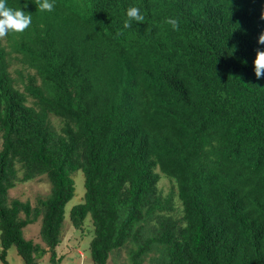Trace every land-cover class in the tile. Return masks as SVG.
<instances>
[{"label": "trees", "instance_id": "1", "mask_svg": "<svg viewBox=\"0 0 264 264\" xmlns=\"http://www.w3.org/2000/svg\"><path fill=\"white\" fill-rule=\"evenodd\" d=\"M146 1L144 22L89 30L84 44L71 36L84 17L76 0H54L42 27L12 36L10 48L36 71L14 80L0 61L3 264L12 246L24 264L47 252L60 261L55 248L68 231L66 206L78 182L84 196L70 220L81 228L91 217L93 264H110L112 254L115 264H264V76L254 72L255 50L264 49L260 2L232 3L235 21L190 39L180 28L207 0ZM199 132L201 146L188 145ZM248 138L231 161L223 159L226 140ZM208 144L199 168L195 155ZM117 150L119 164L101 162ZM158 164L177 180L181 217L158 207ZM38 177L48 182L44 196L10 198L19 183ZM37 222L46 246L24 236ZM127 243L134 248L121 256Z\"/></svg>", "mask_w": 264, "mask_h": 264}, {"label": "clouds", "instance_id": "2", "mask_svg": "<svg viewBox=\"0 0 264 264\" xmlns=\"http://www.w3.org/2000/svg\"><path fill=\"white\" fill-rule=\"evenodd\" d=\"M80 12L83 13L84 17L82 20L75 24L76 27L71 32V36L74 38L81 37L82 43L84 44V36L87 39L89 36V30H92L95 35L97 34H107L105 26L112 30H120L122 27L129 28L132 24L136 22H144V16L141 14L146 7H150V2L146 0H76ZM244 0H207L205 9L198 10L193 13L189 18L186 25H184L182 30H184L188 37L191 39L195 32L198 34H203L204 36L214 31L220 24V22H233L235 21V9L232 6V3L241 2ZM254 2H260L259 4V25L257 30H264V25L261 22H264V0H251ZM21 6V8H18ZM54 0H31L30 3H26L23 0H20L18 3H14L10 0H0V61L1 65L9 67L14 76V80L20 76H25L32 74L36 70L33 68L27 67V61L22 52H14V48H10L12 43V36L14 33H21L27 30L31 24L35 26L42 27L43 21L45 19L44 11L51 12L54 9ZM167 23L172 25L174 30L179 29V24L176 19L168 18ZM39 34L44 36V31L37 30ZM120 33H117L119 35ZM258 44L264 45V31L258 36ZM78 44L74 41H69L68 45L75 46ZM5 49V53L1 52L2 49ZM256 55L254 59V72L256 77L259 79L264 76V49L257 48ZM245 110L240 111V116H244ZM58 128L57 131H61L63 124L56 125ZM202 132L198 133L195 137H191L188 140V145H196L197 148L202 144ZM199 135V136H198ZM251 138L240 140L235 142L233 139L226 140L223 144L222 157L227 162L231 161L236 155L237 150L235 145L239 149L246 144ZM110 144H114L109 140ZM212 144H208L204 150L198 152L195 155L196 166L202 168L205 164L204 157L211 151ZM120 151H115L110 154L105 159H102L101 162L109 166H115L121 162L119 157ZM155 157V154L152 155ZM170 172L166 171L159 164L155 169V176L159 177L157 182L158 190L161 192L163 197V203L158 204V207H164L166 213L173 212L177 217L183 215L185 205L181 199V191H179L177 180L174 176L169 174ZM206 174L213 173L212 169H209L205 172ZM169 175L175 179L173 181L165 175ZM163 181L167 182V186L162 184ZM255 182L252 186L258 184ZM181 219V218H179ZM85 224V222H84ZM84 224L82 225L81 230H84ZM93 225V237L90 241L94 239V223ZM65 234H63L62 239H64ZM61 242V239H60ZM59 242V243H60ZM59 243L56 245L55 252H58L57 248ZM46 246V244H45ZM134 248L131 244H126L125 247L118 249L120 255L122 251H125V255ZM59 254V252H58ZM123 255V256H125ZM122 256V255H121ZM113 260V254L109 259Z\"/></svg>", "mask_w": 264, "mask_h": 264}, {"label": "rangeland", "instance_id": "3", "mask_svg": "<svg viewBox=\"0 0 264 264\" xmlns=\"http://www.w3.org/2000/svg\"><path fill=\"white\" fill-rule=\"evenodd\" d=\"M175 181V179L169 175H165ZM76 178L79 181H82L81 172L76 173ZM83 182V181H82ZM162 184L167 186V182L163 181ZM83 183L78 182L76 185V196L71 202L66 206V219L64 222V228L68 231L65 233L64 239H61V242L58 245V256L61 258L60 261L56 264H93L90 251V241L93 237V225L88 222L91 220L89 216L85 220L84 230L76 228L70 220V211L72 204L79 198L84 196L82 190ZM48 182L45 177L36 178L30 182L19 183L14 189L10 191V198H21L26 200L30 198L32 201L40 195L44 196L48 192ZM92 221V220H91ZM69 226V227H68ZM41 225L39 222L30 224L24 228V236L27 239L33 240L35 243H41L45 246L44 241L41 238L40 234ZM122 256L125 255V251L121 252ZM8 260L10 264H24L23 258L18 254L16 247L12 246L8 250ZM0 264H3L0 260ZM38 264H54L51 262L50 253H44L40 256ZM110 264H115L113 260H110Z\"/></svg>", "mask_w": 264, "mask_h": 264}]
</instances>
